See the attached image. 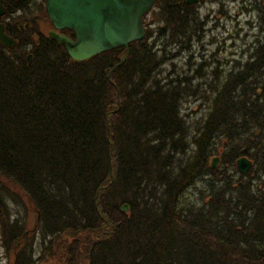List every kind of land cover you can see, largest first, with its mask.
I'll return each instance as SVG.
<instances>
[{"label": "trees", "instance_id": "trees-1", "mask_svg": "<svg viewBox=\"0 0 264 264\" xmlns=\"http://www.w3.org/2000/svg\"><path fill=\"white\" fill-rule=\"evenodd\" d=\"M26 2L0 0L2 18ZM153 5L143 38L84 60L5 23L16 44L0 43V232L13 264H264V0H249L258 36L244 61L214 72L198 124L182 103L204 64L156 74L175 70L203 19L196 3ZM7 196L32 204L33 230L11 220Z\"/></svg>", "mask_w": 264, "mask_h": 264}, {"label": "rangeland", "instance_id": "rangeland-1", "mask_svg": "<svg viewBox=\"0 0 264 264\" xmlns=\"http://www.w3.org/2000/svg\"><path fill=\"white\" fill-rule=\"evenodd\" d=\"M255 2L262 5V0H255ZM196 6L199 16L203 19L201 39L195 40L189 50L181 51L174 58L175 70H171L172 65L168 61L161 67V72L159 70L156 74V77H164L168 73H170V76H175L176 72H180L181 69L190 67L193 70L194 67L200 68L204 64L200 69V72H204V76L196 79L193 83L194 87L197 86L198 89L192 91L191 95L182 103V114L190 124H198L208 112L209 100L206 99V95H202V91L209 92L208 84H213L214 72L223 78L224 73L233 64V59L240 58L244 61L249 54L247 48L249 47V51H251L252 46L249 45L259 33L257 11L249 5V0H200L196 3ZM157 9L155 5L151 7V11L146 14V21H148V16L152 15V11ZM14 16V19L8 18L3 22L9 21L16 25V23L24 24L27 21L31 23L25 28L37 29L40 27L39 29L43 28L41 29L43 32L50 28L48 26H51L50 23H45L41 27L35 20L37 16L40 19H48L45 14L43 0L41 2L36 0L33 4L20 8ZM150 25L154 26L153 23L146 26L149 28ZM26 32L28 33L29 30H26ZM36 36L37 33L33 34L34 39ZM189 55L193 56L189 58ZM205 63H209V65ZM190 130L194 131V125ZM216 155L219 156V152ZM219 165L220 160L217 163V166ZM192 197L193 199L196 197L194 191ZM7 203L11 212V220L22 221L25 229L33 230L37 215L32 204L23 196L15 200L11 196H7ZM32 237L35 248L34 256H36L41 250L39 247L40 235L35 231L30 233V238ZM13 258V248L6 249L2 243L0 232V264H13ZM44 264H48V262Z\"/></svg>", "mask_w": 264, "mask_h": 264}, {"label": "water", "instance_id": "water-1", "mask_svg": "<svg viewBox=\"0 0 264 264\" xmlns=\"http://www.w3.org/2000/svg\"><path fill=\"white\" fill-rule=\"evenodd\" d=\"M196 3L199 0H185ZM45 10L53 24L48 36L62 44L68 55L74 60H84L100 52L125 46L144 36L143 15L155 0H44ZM5 8L0 5V15ZM28 24L26 23L25 26ZM67 28L73 31L74 38L59 33L57 29ZM0 43L13 47L16 40L7 35L0 23ZM17 56V54H16ZM125 54L121 57V61ZM30 61V55L28 60ZM120 61V62H121ZM115 67V66H114ZM219 156L211 158V167H216ZM240 173L245 174L251 167V161L242 156L236 160ZM128 210V204L120 207Z\"/></svg>", "mask_w": 264, "mask_h": 264}, {"label": "flooded vegetation", "instance_id": "flooded-vegetation-1", "mask_svg": "<svg viewBox=\"0 0 264 264\" xmlns=\"http://www.w3.org/2000/svg\"><path fill=\"white\" fill-rule=\"evenodd\" d=\"M27 2L26 3H24L21 7H18L15 11H13L12 12V15L13 14H15L17 11H19L20 10V8H22V7H24V6H29L30 4H33L34 3V1H36V0H26ZM40 2L42 1V0H39ZM43 2H44V0H43ZM0 5H2L4 8H5V12H6V7L3 5V4H1L0 3ZM39 5V4H38ZM37 5V6H38ZM36 6V7H37ZM44 10H45V4H44ZM5 12L2 14V15H0V23H2L4 26H5V23L6 22H3V20H6V19H8V17L7 16H5L4 18H2L3 16H4V14H5ZM47 15V14H46ZM47 18H48V16H47ZM35 20H37V23L41 26V27H43L42 26V24H47V23H50L51 24V26H48V27H50L49 29H47V30H45L44 32L41 30V29H43V28H41V29H39V28H37L38 29V31H40L41 33H43V34H47L48 32H49V30H51V29H53L54 27H53V25H52V23H51V21H50V19L48 18V19H40L38 16L37 17H35ZM25 23H27L28 24V26L30 25V23L31 22H25ZM25 23L22 25V24H17V28H19V29H23V27L25 26ZM16 26V25H15ZM27 26V27H28ZM25 28V27H24ZM57 31L59 32V33H62V34H66V35H68V36H70V37H75L74 36V34H73V31L72 30H70V29H67V28H62V29H57ZM27 57V56H26Z\"/></svg>", "mask_w": 264, "mask_h": 264}]
</instances>
